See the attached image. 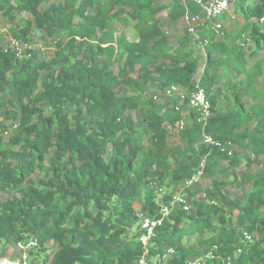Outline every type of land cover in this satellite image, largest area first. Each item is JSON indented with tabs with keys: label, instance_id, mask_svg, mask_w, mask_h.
<instances>
[{
	"label": "trees",
	"instance_id": "trees-1",
	"mask_svg": "<svg viewBox=\"0 0 264 264\" xmlns=\"http://www.w3.org/2000/svg\"><path fill=\"white\" fill-rule=\"evenodd\" d=\"M51 1L0 0V12L10 19L15 12L33 17L21 28L11 27L12 38L33 44L34 29L49 38L67 37L46 59L33 49L27 51L31 58L21 59L0 46L1 132L10 129L7 122L18 124L9 145L0 148V192L10 196L0 198V239L37 237L31 264H135L143 254L139 214L160 213L152 183L165 189L166 201L206 158L204 177L231 171L233 180L188 189L189 211L176 210L161 223L151 253L172 247L173 264H185L218 245L233 264H264V173L247 175L243 199H231L226 191L242 185L236 170L244 160L250 166L253 154L264 156V87L248 99L243 92L250 95L264 76V26L251 21L264 17V0H241L235 11L247 24L233 42L202 35L209 40V63L199 83L212 105L205 132L238 148L233 157L202 142L203 128L186 101L166 110L147 96L173 85L191 91L204 58L189 33L171 43L157 18L165 7H155L154 0H105L100 7V0ZM167 8L172 21L187 10L178 0ZM188 9L201 14L195 4ZM116 20L131 22L138 39L119 35ZM246 31L251 56L260 57L252 65L237 45ZM214 64L245 80V86L229 87L234 100L226 105L214 90ZM183 118L187 128L172 145L171 130ZM216 220L222 229L204 239ZM244 232L253 240L245 241ZM194 236L199 248L184 243Z\"/></svg>",
	"mask_w": 264,
	"mask_h": 264
},
{
	"label": "built area",
	"instance_id": "built-area-1",
	"mask_svg": "<svg viewBox=\"0 0 264 264\" xmlns=\"http://www.w3.org/2000/svg\"><path fill=\"white\" fill-rule=\"evenodd\" d=\"M184 6H186V13L182 18V22L187 28V32L194 37L196 43L199 44L200 48L204 49L209 40L207 38L202 39V35L205 30L211 31L214 35L221 37L225 36V25L219 21V18L225 15L230 8L231 0H178ZM189 4H195L201 9V14H191L188 6ZM259 23L260 26H264V17L260 19H251ZM4 32L0 29V42L3 39ZM251 38L249 34H242V38L237 41V45L244 50L249 48L251 44ZM10 49L15 53L18 58H31L32 54L27 53L33 49V44L21 42L14 38L11 39ZM167 97L175 96L179 102L189 104V106L195 111V122L203 128V140L202 142L217 149L220 153L225 154L229 157L234 156V150L236 149L230 142H224L216 139L211 134L205 132L209 121L212 117V105L207 97L205 89L201 87L199 81L195 84L191 91L186 90L182 86L173 85L168 87L164 92ZM154 101H158L159 96L152 94L150 96ZM175 110H179V106L175 107ZM188 114V112L186 113ZM3 118L0 117V126L3 122ZM188 122L185 118L179 120L175 124V128L178 131H183L187 128ZM18 124H12V127L4 134L9 136L13 131L17 129ZM254 161L264 165V156L251 157ZM206 166V158H203L200 167L197 172L188 180H186L182 186L173 192L169 198L165 200L166 192L165 189L153 182L152 187L156 195V201L160 206L159 217H152L145 213L139 214L138 230L139 237L138 241L143 249V254L135 264H173V259L176 255L174 248H168L163 253H151V248L154 245V239L156 237V231L161 223L170 218L171 214L176 210L189 211L191 205V199L188 198L187 190L196 188L201 179L204 177V169ZM201 197L205 198L206 194L202 193ZM211 205H216L215 200L210 201ZM245 241H252L253 237L251 234L243 233ZM12 254L3 252V249L7 248L5 240L0 239V264H31V252L36 250L39 246V240L35 236H29L28 238L15 241ZM219 246L213 245L209 250L203 252L199 257L188 259L185 264H233L232 257H223L218 253ZM242 253V249L237 250V254Z\"/></svg>",
	"mask_w": 264,
	"mask_h": 264
},
{
	"label": "rangeland",
	"instance_id": "rangeland-1",
	"mask_svg": "<svg viewBox=\"0 0 264 264\" xmlns=\"http://www.w3.org/2000/svg\"><path fill=\"white\" fill-rule=\"evenodd\" d=\"M105 0H100L98 3V7L102 6L103 2ZM175 0H154V5L155 7L163 6L166 9L163 10L160 14H158L157 18L161 20L162 26H164L169 34V40L173 45L177 44V39L182 38L185 35H188L187 28L185 24H183L182 19L179 21H172L169 17V9L167 8L171 3H173ZM51 2H56L58 3L59 0H52ZM247 2H253V0H247ZM241 5V0H231L230 8L225 15L221 16L219 18V21H221L225 25V36L221 37L219 35H211L209 39L213 42H218V41H224L226 43L233 42V39L239 32L245 31L246 28V20L244 16L236 12V8H238ZM45 8V6H43ZM15 18L10 19L8 16L4 15L3 12H0V29L3 30L4 35H3V41L1 40L0 46L4 48H10V42H11V34H10V28H21L24 24L25 21L28 19H33V17L28 14V13H20V12H15L14 13ZM115 26L118 29V34L125 35L127 38L131 40H137L138 39V34L134 31L133 25L131 22H128L127 25H124L122 22L119 20L115 21ZM243 34H248V31L244 32ZM33 38V50L38 52V57L39 59L41 58H48L50 57L53 52L56 43L58 42L59 39L61 40H66V34H59L55 38H49L45 37L43 33L38 31L37 29H34V33L32 34ZM196 50L197 54L202 55L204 58L200 62V68L198 74L194 78V83L197 84L198 81L202 78V76L205 74V69L209 63L208 57H207V49L200 48V46L196 45ZM245 53L248 55V62L249 65L255 64L259 60L258 55H252L251 52L253 51L252 48L250 49L247 47L244 49ZM116 71H118L121 66L119 64L115 65L113 67ZM133 75H137L134 73ZM211 75L217 76L218 81L217 84L214 87L215 92H218L220 94V104L226 105L228 101H233V90L229 89V87H234L236 86L237 88L240 86H245V80L241 77L236 76L235 74L227 73L226 69L224 67H221L219 65L214 64L211 70ZM264 87V76H261L259 79V83L257 84V87L255 90L252 91L250 95H248V91H243L245 97L248 99L249 96H254L256 92L260 91ZM152 94H156L159 96V99L157 102V105L164 107L166 110L171 109L175 103L183 104L179 102V100L173 96V97H167L164 95L163 92L161 93H152L151 91L147 94V96H152ZM252 101L251 104L254 102V100H249ZM44 107V105H41ZM130 115L136 117L137 121H141L140 117H137V112H131L129 113ZM4 119L2 115H0ZM8 129L9 127H12V122H7ZM0 138H2V141L0 142V148L7 147L9 145V138L10 135L7 136L4 134V132H1L0 129ZM170 144H178L180 142L179 139V131L175 128L171 130V136L169 139ZM238 149V148H236ZM244 163L240 168L236 170L237 175L239 177V181L242 183L240 187H228L227 188V193L228 196L231 199L238 198V199H243L244 198V192L250 187V183L246 181V177L248 174L254 173V174H260L264 173V165L261 163H258L256 161H252V164L249 166L247 165V162L244 160ZM223 180V181H231L233 180L231 171L226 172V173H219L216 175L214 178H207L203 177L201 179L200 184L198 185V189L204 190L207 187L211 186L213 180ZM0 198L2 200L9 199L10 196L7 193L0 192ZM141 207L137 206V212H140ZM222 229V224L216 220L215 221V229L212 231H208L204 235V239H208L210 237L217 236L219 231ZM136 231V229H134ZM131 234H133V232ZM256 238H261L262 234H256ZM184 243L188 246L199 248V239L197 236L195 237H187L184 240ZM15 246L14 240L11 239L9 240V243L7 244V248L3 249V252L7 254H12L13 247ZM44 254H40V258H43ZM36 264H41V263H36Z\"/></svg>",
	"mask_w": 264,
	"mask_h": 264
},
{
	"label": "crops",
	"instance_id": "crops-1",
	"mask_svg": "<svg viewBox=\"0 0 264 264\" xmlns=\"http://www.w3.org/2000/svg\"><path fill=\"white\" fill-rule=\"evenodd\" d=\"M183 24H184V23H183ZM167 32H168V30H167ZM205 33H207V34H211L212 32L209 31V30H205V31H204V34H205ZM168 34H169V32H168ZM134 40H135V39H134Z\"/></svg>",
	"mask_w": 264,
	"mask_h": 264
}]
</instances>
